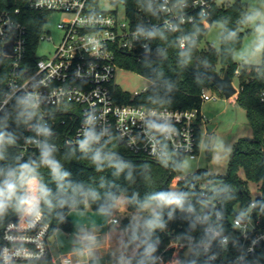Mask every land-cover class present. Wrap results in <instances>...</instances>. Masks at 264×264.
I'll return each instance as SVG.
<instances>
[{
  "label": "built area",
  "instance_id": "obj_1",
  "mask_svg": "<svg viewBox=\"0 0 264 264\" xmlns=\"http://www.w3.org/2000/svg\"><path fill=\"white\" fill-rule=\"evenodd\" d=\"M213 1L148 0L153 17L140 9L138 17L133 18L125 9L120 12L117 6L102 7V0H0V56L11 59L0 111L22 98L38 107L42 114L33 132L16 145L18 155H33L37 149L59 144H82L87 139L85 133L91 131L98 139L90 140L87 143L90 146L103 147L122 140L120 143L130 152L144 158L166 159L171 151L195 157L204 122L201 111L120 102L115 97V88L119 86L115 76L118 69L128 70L120 64L124 56L141 61L163 50L153 42L159 30L179 32L197 20L204 27H210L207 16ZM21 2L32 11L48 15L55 11L70 14L68 21L57 25L61 38L52 56L36 53L42 41L50 40L45 30L48 16L34 50L28 52L29 28L20 19ZM191 37L190 34L179 36L180 47L187 46ZM10 41L12 54H5L4 48ZM144 91L130 92L131 98ZM205 98L211 96L203 94L202 99ZM6 141V136L0 137V144ZM199 184L201 195L206 197L207 182ZM26 196L22 215L4 228L0 264L19 261L76 264L71 257L51 255L52 233L39 209L40 197L34 194V181ZM260 197L259 187L256 198L245 204L236 203L228 215L222 214L219 202L206 200L202 213L186 217L191 234L184 238L180 232L184 218L180 213L171 212L162 225L166 239L158 242L159 250L150 253L146 264H177L184 260L183 253L189 247L193 249L189 260L194 258L199 264H264L260 251L264 246V214L255 209ZM208 202L212 206L207 212ZM248 204L252 208L250 218L236 212L237 205ZM192 210V199H189L186 212ZM117 221L118 218L113 219Z\"/></svg>",
  "mask_w": 264,
  "mask_h": 264
},
{
  "label": "trees",
  "instance_id": "obj_2",
  "mask_svg": "<svg viewBox=\"0 0 264 264\" xmlns=\"http://www.w3.org/2000/svg\"><path fill=\"white\" fill-rule=\"evenodd\" d=\"M107 1L112 6L124 7L133 18L138 17L140 9L153 17L148 0ZM19 5L22 10L20 19L29 28L28 52L32 53L48 13L32 11L22 2ZM207 19L210 26L217 21L223 24L219 51L209 44L200 46L210 29L204 27L200 20L179 32L159 30L153 42L163 47L160 53H151L141 61L124 56L120 62L124 68L150 79L151 86L133 99L129 91L117 86L115 97L120 102L149 107L201 111L205 90L224 96L211 76L225 71L232 78L237 74L240 82L235 101L245 109L254 136L239 138L235 143L227 174L212 175L206 170H198L179 179L176 182L178 192L173 194L170 186L181 167L184 154L171 151L166 159L153 160L133 154L118 140L103 147L59 144L20 157L16 145L21 138L33 132L42 114L38 107L34 108L28 101L17 98L10 108L0 111V137H7V141L0 144V188H6L8 183L16 184L12 198L5 199V207L0 209V244L6 224L17 220L25 210V203L21 201H26L31 181H34V194L40 197L39 209L51 233L58 228L65 232L72 229L69 217L72 209L89 206L110 214L121 195L128 199V213L153 204V209L139 224L140 248L132 257L133 264H146L150 253H157L158 242L166 239L162 225L171 212L180 213L184 218L180 232L183 238L187 237L191 234L185 223L188 215L195 217L202 213L206 200L219 202L222 214H230L236 203L249 202V181L260 186L261 197L257 199L255 209L264 214V52L259 65L244 63L236 73L232 53L243 36L239 28L248 21L244 4L215 0ZM182 34L192 35L184 48L178 42ZM10 68V57L0 56V99L6 91ZM97 155L98 160L95 159ZM200 181L207 182L206 197L201 195ZM161 196L165 198L161 199ZM183 198L185 201H182ZM169 199L179 200L180 203L170 204ZM189 199H192L193 210L187 213ZM149 221L153 222L152 226H149ZM129 224L127 217L122 220L124 227ZM260 251L264 261V246ZM177 264H185V261ZM186 264L199 263L191 258Z\"/></svg>",
  "mask_w": 264,
  "mask_h": 264
},
{
  "label": "rangeland",
  "instance_id": "obj_3",
  "mask_svg": "<svg viewBox=\"0 0 264 264\" xmlns=\"http://www.w3.org/2000/svg\"><path fill=\"white\" fill-rule=\"evenodd\" d=\"M236 1H240L244 4L248 20L239 28L243 31V36L232 53L233 61L236 64V72H238L239 68L241 65H244V63L259 65L263 61L264 44L261 43L260 35L256 31V28L261 24V20L257 18L253 21L249 18L257 17V14L264 17V0H218L219 3L226 2L229 4ZM101 5L107 9L113 8L107 0H102ZM123 9L122 6H118L120 12H122ZM69 19L70 14L60 11L51 12L48 15L45 30L50 40H45L40 43L36 50L38 56H52L54 47L59 43L61 38V31L58 29L57 25L59 22H66ZM223 30L221 21L214 22L207 31L205 38L201 41L200 46L206 47L209 44V46L211 45L219 51ZM232 81H234L233 84L235 86H239L240 81L237 74L233 76ZM115 82L121 88L131 93L147 90L152 84L150 79L141 75L139 76V74L131 70L124 69L117 70ZM203 94H205L206 97L211 96V98L203 99L201 105V113L204 117V122L200 128L201 133L199 134L198 151L195 157L183 155L181 167L177 171V175L170 186L173 194L178 192V186L176 184L178 179L187 175H192L198 170H206L207 173L212 175L227 174L231 153L235 143L239 138H252L254 136V130L248 122L245 109L234 99L225 98L217 92L210 90H205ZM209 123L216 124L211 131L206 127V124ZM240 175L244 178L242 171H240ZM247 187L249 198L253 200L258 196L260 186L256 182L249 181ZM127 200L126 196H119L110 214L118 217L119 220H123L127 217L129 221L141 224L146 214L154 207L153 204L146 205L142 209L128 213ZM235 210L241 216H245L246 218L251 217L252 208L249 204L243 206L237 205ZM112 226L116 228L114 224H112ZM56 230H58L56 233L60 235L61 242L49 244L52 253L63 251L67 244V231L65 232L62 228ZM123 248L127 252L121 264H133L131 255L133 252L136 253L140 248L139 238L132 241L131 237L129 238L127 236ZM29 262L36 261H19L18 264H28Z\"/></svg>",
  "mask_w": 264,
  "mask_h": 264
},
{
  "label": "crops",
  "instance_id": "obj_4",
  "mask_svg": "<svg viewBox=\"0 0 264 264\" xmlns=\"http://www.w3.org/2000/svg\"><path fill=\"white\" fill-rule=\"evenodd\" d=\"M237 94L229 97L236 99ZM216 124H206L213 130ZM72 229L66 232L67 244L63 251L51 253L54 258L61 256L71 257L76 264H121L125 256L127 236L131 237V223L128 227L122 226V220L113 222L114 215L101 210H93L89 206L82 209H72L69 212ZM112 224L116 228H113ZM137 224V223H135ZM120 225V227H119ZM139 226V224H137ZM55 230L50 236V243H58L60 235ZM133 241V240H132ZM50 249V247H49ZM135 252L132 253V257ZM28 264H44L41 261L29 262Z\"/></svg>",
  "mask_w": 264,
  "mask_h": 264
},
{
  "label": "water",
  "instance_id": "obj_5",
  "mask_svg": "<svg viewBox=\"0 0 264 264\" xmlns=\"http://www.w3.org/2000/svg\"><path fill=\"white\" fill-rule=\"evenodd\" d=\"M13 41V40H12ZM12 41L8 42L4 48L5 54H12ZM145 56H148L145 54ZM212 82L215 86L223 93L225 98H229L238 93L239 88L233 84L232 77L229 75L228 71H225L223 74L214 73L211 76ZM210 130V127H208ZM122 143V140L120 141ZM212 204L210 202L206 205V211L208 212L211 209ZM131 239L134 241L140 236L139 226L135 223H131ZM52 239V238H51ZM50 239V240H51ZM192 247L187 248L184 253L185 264L188 262L190 255L192 254Z\"/></svg>",
  "mask_w": 264,
  "mask_h": 264
},
{
  "label": "clouds",
  "instance_id": "obj_6",
  "mask_svg": "<svg viewBox=\"0 0 264 264\" xmlns=\"http://www.w3.org/2000/svg\"><path fill=\"white\" fill-rule=\"evenodd\" d=\"M259 18L261 20V24L259 27L256 28V31L257 33L260 35V38H261V43L264 44V17H261L259 16V14H257V17H250L249 19L250 20H255ZM153 127H156V128H159L160 126L159 125H153ZM87 139L85 141L82 142L81 146L84 147L85 145H87V143L90 141V140H95V139H98L93 132L91 131H88L85 133ZM95 159H99V155H97L95 157ZM16 188V184L14 183H8L6 185V188H0V209H3L5 207V199H11L12 198V195H13V192ZM161 199H164L165 197L164 196H161L160 197ZM22 203H25L26 201H21ZM168 203H175V204H179L180 201L179 200H173V199H169L168 200ZM149 226H152L153 222L152 221H149Z\"/></svg>",
  "mask_w": 264,
  "mask_h": 264
}]
</instances>
